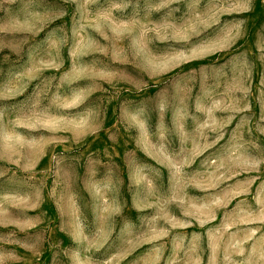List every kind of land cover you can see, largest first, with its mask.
Wrapping results in <instances>:
<instances>
[{"label": "rangeland", "instance_id": "374dc122", "mask_svg": "<svg viewBox=\"0 0 264 264\" xmlns=\"http://www.w3.org/2000/svg\"><path fill=\"white\" fill-rule=\"evenodd\" d=\"M0 264H264V0H0Z\"/></svg>", "mask_w": 264, "mask_h": 264}]
</instances>
